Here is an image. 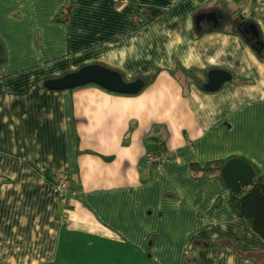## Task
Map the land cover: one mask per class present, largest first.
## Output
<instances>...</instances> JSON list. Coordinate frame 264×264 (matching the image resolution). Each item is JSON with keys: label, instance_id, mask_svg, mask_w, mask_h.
Wrapping results in <instances>:
<instances>
[{"label": "crops", "instance_id": "0c3cea01", "mask_svg": "<svg viewBox=\"0 0 264 264\" xmlns=\"http://www.w3.org/2000/svg\"><path fill=\"white\" fill-rule=\"evenodd\" d=\"M90 64L158 74L133 94L45 85ZM205 68L233 78L207 91ZM237 156L264 173V0H0V264H264L224 180L192 175Z\"/></svg>", "mask_w": 264, "mask_h": 264}, {"label": "water", "instance_id": "95a60500", "mask_svg": "<svg viewBox=\"0 0 264 264\" xmlns=\"http://www.w3.org/2000/svg\"><path fill=\"white\" fill-rule=\"evenodd\" d=\"M203 18L213 19L214 15H202ZM245 28L255 36H259L258 28L254 24H248ZM263 43H253L256 51L262 50ZM232 73L225 69L214 68L208 72L204 89L210 92L219 90L226 82L231 81ZM89 83H97L102 87L119 93H137L141 91L146 83L144 79L138 78L127 81L118 70L111 69L102 64H90L80 69L64 74L58 78L49 79L45 85L50 89H72ZM154 142H161L153 138ZM224 182L234 191L241 190L242 186L252 185L256 179L254 166L242 157H233L222 169Z\"/></svg>", "mask_w": 264, "mask_h": 264}, {"label": "trees", "instance_id": "16d2710c", "mask_svg": "<svg viewBox=\"0 0 264 264\" xmlns=\"http://www.w3.org/2000/svg\"><path fill=\"white\" fill-rule=\"evenodd\" d=\"M130 1L135 2L136 0H130ZM61 16H63V13H61ZM242 23H244V21ZM202 71L208 74L209 69L205 68ZM157 74H158V70L150 75L143 76L142 79H144L147 85L156 78ZM187 75L190 81H194L199 84L203 82L192 71H187ZM165 150L167 149L163 146L162 142L156 143L155 146H153L148 150L146 154V158L148 160L149 152H163ZM231 158L232 157L225 160L223 159L213 160L208 162L204 166L200 165L199 163H192L191 164L192 175L195 178H201L205 174L208 175L209 173L217 172L216 173L217 176L223 179L222 169L224 165L228 162V160H230ZM246 160L249 161L254 166L256 171V180L251 186L248 187L243 186L240 191H232L229 203L233 211L238 216L245 218L248 221L251 228L264 238V173L260 171L259 167L256 164L252 163L248 159ZM66 176L69 178V180L72 179L69 175ZM54 182L58 184V177L57 179H54ZM198 243L199 241H196L194 244H191V247L192 248L195 247V245H197ZM201 243L206 246L216 245V243H211L208 241H201Z\"/></svg>", "mask_w": 264, "mask_h": 264}, {"label": "bare ground", "instance_id": "6f19581e", "mask_svg": "<svg viewBox=\"0 0 264 264\" xmlns=\"http://www.w3.org/2000/svg\"><path fill=\"white\" fill-rule=\"evenodd\" d=\"M240 157V156H237ZM249 162V161H248ZM250 163V162H249ZM57 179V178H56ZM256 180V179H255ZM227 185V184H226ZM228 186V185H227ZM251 185H245V187H248ZM229 187V186H228ZM243 187V186H242ZM59 188V187H58ZM230 188V187H229ZM60 189V199L61 202L64 204L66 208H69L71 205V199L72 197L78 196L80 193V188L75 184V181L73 179L70 180V185H63ZM231 189V188H230ZM242 189V188H241ZM232 190V189H231ZM234 191V190H232ZM240 191V190H239ZM61 195H65V198H63ZM230 202V201H229Z\"/></svg>", "mask_w": 264, "mask_h": 264}, {"label": "built area", "instance_id": "2783aa9c", "mask_svg": "<svg viewBox=\"0 0 264 264\" xmlns=\"http://www.w3.org/2000/svg\"><path fill=\"white\" fill-rule=\"evenodd\" d=\"M170 153L165 150L163 152H149L148 153V161L152 163L160 164L164 161H166L169 158ZM58 187L61 188L63 185H70V180L66 175H59L58 176ZM60 190V189H59ZM63 198H65V195H61ZM69 208H67L68 210Z\"/></svg>", "mask_w": 264, "mask_h": 264}]
</instances>
